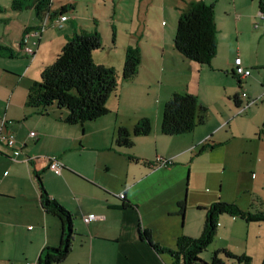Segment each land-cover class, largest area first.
Listing matches in <instances>:
<instances>
[{
    "label": "crops",
    "instance_id": "crops-1",
    "mask_svg": "<svg viewBox=\"0 0 264 264\" xmlns=\"http://www.w3.org/2000/svg\"><path fill=\"white\" fill-rule=\"evenodd\" d=\"M8 1L9 10L13 12L28 10L34 19L33 23H23L17 43L21 41L25 29L27 32L34 29L35 32L28 38V44L35 40V45L39 48L42 40L41 20L32 8L14 10L11 7L12 0ZM71 1L77 3L81 0H68L61 5L73 4ZM189 1L191 0H177L171 5L165 3L163 13L172 16L173 9L178 10V20ZM203 1L213 3L217 26L216 54L208 65H199L186 58L174 48V45L168 46L165 37H162L164 40L162 46L150 44L157 49L156 51L149 47L147 51L142 50L138 38L132 44L139 48L141 55L137 74L129 81L120 82L117 92L107 99L108 112L94 120L82 124H68L63 121L67 113L64 108L59 109L52 104L47 107L46 112H36L26 105L30 84L39 79L43 67L52 61L42 62L39 77L36 76L38 73H35L32 78H27L24 93H18L15 98L12 93L6 103L0 99V125H3L4 132H12L15 136L13 146L0 143V264H35L44 246H56L61 242L62 223L58 217L45 212L42 208L35 172L42 177L49 195L69 209L74 217L73 227L76 234L71 251L58 264H171V257L168 254L167 257H163L165 253H157L140 238L139 227L149 228L152 239L159 245L174 248L179 235L200 234L205 217L202 207L205 205L197 207L202 210L201 215L185 221L183 226L184 213L180 214L178 207H175V203L177 206L182 200L177 185L172 181L170 188L165 189L166 183L162 185L160 179L152 178L156 170L162 168L157 167L155 170L156 167H151L149 162L161 156L171 159L173 164L170 166H172L176 164L178 158L187 155L186 152L191 154L189 158L191 160L193 157L191 148L199 146L194 152L197 156L202 152L226 145L222 155L219 156V153L217 158L226 160L229 149V153L232 151V155H237L236 159H240V162L248 161L250 164L248 168L255 171L264 169V112H258L259 108L264 107V98L261 97L263 92L259 87H264V17L258 9V0ZM218 1L220 3L227 1L230 4L220 5V12L217 14ZM74 9L73 5L71 14L66 12L67 18L61 25L63 33L61 32L59 39L54 42L52 52H55V56L59 52L58 48L61 49L73 32L81 28L96 31L94 27L84 24L85 20L90 19L93 23L96 18L91 15L78 18ZM50 10L51 12L57 10L52 8V0ZM57 17L58 15L49 19L48 25L55 22ZM2 19L0 18L1 21ZM223 28H227L228 31L224 32ZM231 31H234L235 40L230 38ZM246 31L256 40L250 55L243 51L239 39ZM169 32L173 36L172 28ZM8 38H10L9 34L5 37L2 31L0 75L6 72L2 58L19 55V52L7 43L9 40L11 44H16L15 40ZM4 48H8L7 51ZM95 53L93 51L92 56L96 63L120 68L124 62L122 53L117 57L118 62L100 58ZM236 56H240L243 64L250 68L249 76L238 79L233 75V60ZM203 72L204 78L211 81L212 91L209 93L216 97L222 91L221 97L225 100L229 112H207L208 104L200 97V86L194 82V79L202 77ZM138 84L144 85L140 91ZM174 91L192 93L206 106L204 123L191 132L172 135L177 137L171 138L170 142L182 141V147H173L164 152L155 150L153 155L141 149V146L148 148L150 144L142 140V137L147 135L133 137L134 145L138 148L133 153L130 149L115 145L114 136L117 128L122 126L131 131L143 117L151 120L157 142L158 135H164L160 131L163 104ZM242 91L246 92V96H241V103L238 106L233 96ZM124 94L128 97L132 96L134 102L140 95L142 97L154 95V99L150 97L152 103L150 111L149 109L148 112L123 110ZM246 100H255L245 106V115L241 117L245 118V121L248 120V126L246 123L241 128L234 127L232 122L234 118L240 117L241 113L232 111L238 108L240 110V107L246 104ZM259 102L261 103L258 104ZM254 109L256 112H250ZM30 131H34L35 135L30 136ZM236 137L238 140L234 141ZM206 143L214 146L198 153L200 147ZM86 151L97 153L88 164L82 161ZM101 151H108L114 159L100 158ZM128 155L138 158L139 161L128 159ZM50 156H56L64 165L59 175L53 174L48 168ZM133 163H140L142 167L134 170ZM112 168H114L113 172L121 168L122 172L117 175L123 180L118 186H114L109 181L112 175L108 173H111ZM248 168L245 170L248 171ZM249 173L253 176L255 172L249 171ZM145 178H152L149 180L151 185L147 184L144 199H137L134 193L135 187ZM120 193L124 194L123 197L118 196ZM256 198L251 196L233 201L241 208L248 209L251 204L255 205ZM144 200L148 206L142 207ZM88 213L97 214L98 219L84 222L82 216ZM219 226L229 236L228 241H222V244L217 242L215 248L226 247L236 254L250 257L247 263L226 260V264L264 262V222H245L238 217L223 214L219 217ZM244 235H246L245 240ZM252 256H256V260Z\"/></svg>",
    "mask_w": 264,
    "mask_h": 264
},
{
    "label": "trees",
    "instance_id": "trees-1",
    "mask_svg": "<svg viewBox=\"0 0 264 264\" xmlns=\"http://www.w3.org/2000/svg\"><path fill=\"white\" fill-rule=\"evenodd\" d=\"M50 6L51 0H12L11 2L14 10L32 8L41 20V29L48 25L52 17L66 16V12L73 10V4H64L53 12ZM258 9L264 17V0H258ZM44 22L46 25L43 24ZM26 32L27 29L24 34ZM101 45V37L97 31L81 28L73 32L54 60L43 67L39 79L30 84L26 105L36 112H46L47 107L52 104L59 109L64 108L67 113L63 121L68 124H82L106 114L107 99L117 92L121 80L129 81L135 77L141 63V55L136 45H128L119 72L112 65L96 63L93 60V51ZM173 45L183 56L199 65H208L211 62L217 49V26L213 3L191 0L186 4L176 23ZM1 49L3 48L0 46ZM7 49L4 48L6 51ZM9 55L12 56L11 53ZM240 98L241 93L233 96L238 106L241 103ZM249 101L246 100V104ZM205 118L206 106L196 95L186 91H174L164 104L160 131L169 136L191 132L204 123ZM151 131V120L143 117L131 131L119 126L114 136V143L117 147L131 149L134 146V136L148 135ZM213 146L214 144L206 143L200 147L198 153ZM128 159L139 161L131 155H128ZM159 159L161 161L166 158L157 156L154 161L149 162L151 167H159L157 165ZM35 177L42 208L45 212L58 217L63 227L60 244L44 246L35 264H58L71 251L76 234L73 227L74 217L69 210L49 195L38 172H35ZM255 200V205L251 204L248 209L241 208L235 201L221 199L202 207L205 217L200 234L195 237L179 235L174 248L163 247L156 243L149 228L139 227V236L157 253L168 254L171 257V264H226V260L247 263L249 256L236 254L226 247L215 249L209 261L203 260L200 254L213 242L221 215L235 216L245 222H264L263 202L258 198ZM185 205V200L177 203L180 214L184 213Z\"/></svg>",
    "mask_w": 264,
    "mask_h": 264
},
{
    "label": "rangeland",
    "instance_id": "rangeland-1",
    "mask_svg": "<svg viewBox=\"0 0 264 264\" xmlns=\"http://www.w3.org/2000/svg\"><path fill=\"white\" fill-rule=\"evenodd\" d=\"M67 1L68 0H52V8L58 9L62 6V2ZM176 1L177 0H81L77 3L75 1L71 2L75 7L74 12H77L76 15L78 18H82L86 15H91L96 18L93 23L90 19L85 20L84 23L88 24L90 27H94L100 34L102 45L100 48L94 50L96 52L95 54H97L100 58L109 59L110 61L115 60L118 62L117 57L119 56V53L120 56L121 53L124 54L125 47L128 44L132 45L134 40H137L138 38H140L139 44L144 51H147L148 47L154 51L157 50L150 44L159 46L164 45L162 37H165V42L168 43V46L173 45L172 41L175 34L178 10L173 9L174 15L172 16L164 14L163 10L165 3L166 5H171ZM8 4V0H0V18H3L2 21L0 20V35L3 31L5 37H8L9 34L10 38L8 39H14L17 43V40L20 37V28L23 26V23H33L34 19L30 11L24 10L20 12H13L8 9ZM229 4L230 3H227V1H223L222 3L218 1L216 10L217 14L220 12V5L229 6ZM67 13L71 14L70 11ZM62 24H64L63 21H55L41 30L42 36L40 38L42 40L39 48L33 44L34 56H32L33 54L31 55L26 53L23 49L17 50L15 43L11 44L10 41L7 40V43L10 44L9 46L19 52V55L16 54L13 57L6 56L5 58H2L6 65V68H4V71L6 72H4L3 75H0V99L1 101L3 100V103L8 101V96L12 93L15 98L18 93H24L26 91L25 84L28 80L27 78H32L35 73H38L36 76L39 77V69L41 68L43 61H53L55 56V52H52L53 46L54 42L59 39V35L62 32ZM66 25L68 24L66 23ZM30 27H32V25ZM171 28L174 31L173 36H171L169 32ZM223 30L224 32L228 31L227 28H223ZM33 32H35L34 29H31L28 33L32 34ZM230 38L235 40L234 31L230 32ZM239 39L243 51L250 55L254 50L256 42V40H254V36H251V34L246 31ZM59 50L60 48H58L57 51ZM122 66H120V68H116L117 71L120 72ZM201 74L202 77L199 76L198 79H194V82L196 85L200 86V97L208 104L207 112H229L225 100L221 97L222 91L221 94L216 97L214 94H210L209 91H212L210 87L211 81L210 79L204 78V72ZM137 86L139 91L140 88L144 87V85L139 84ZM259 87L261 88V92H263L264 87ZM123 96H125L122 103L123 110H130V112H148V109L150 111V107L152 106L150 97L154 99V95H150V97H142L140 95L139 99H136L134 102L132 96L128 97L127 94H124ZM260 103L261 102L258 104ZM209 106H211V108H209ZM244 106L245 103L242 107ZM242 107H240V110L238 108L232 111H239L241 113L240 117L234 118L232 122L234 127L238 126L241 128L248 122V120L245 121V118H241L242 115H245V107L243 109ZM250 112H256V110L254 109V111L252 110ZM258 112H264V107L259 108ZM241 123L243 124L241 125ZM246 126H248V123ZM158 136L159 137L156 142L152 125V131L150 134L142 137V140L150 144H148V148L146 146H141V149L145 152L147 150L148 153H153L154 155L155 150L158 152H164L168 149H172L173 147H182L183 145L182 141L173 143L170 142L171 138H176L177 136ZM237 140L238 139L236 137L234 141ZM225 146H219L212 151H205L195 156L194 152L199 147L197 146L195 148H191L193 153L191 160H189L191 154L186 152L187 155L178 158L175 162L176 164L167 167L159 166L158 168H162L159 171L156 170L157 167L155 168L156 172L152 178L160 179L162 185H165L166 183L165 189L170 188L171 182L174 181L175 185H177L176 188L181 193L182 200H185L186 205L183 214V226L185 221L187 222L190 219L193 220L194 217L202 214V210L197 208L199 205L207 206L218 199L224 201H233L237 199L240 201L253 196V198H260L264 205V169L261 171L260 169L255 171L248 168L250 166L248 161L240 162V159H236L237 155H232V151L229 153V149H227L228 153L226 160L223 161L217 158L219 153V156L222 155V151ZM137 149L136 145H134L130 149V152L133 153ZM94 156H97L96 152L86 151L82 161L85 164H88ZM99 156H101L100 158L114 159L109 155L108 151H101ZM132 167L134 170H136V168L139 170L142 165L140 163H133ZM246 168L249 170H245ZM113 169L114 168H112L111 173H108L112 175L109 177V181L114 186H118L123 178L119 177L117 173L122 171L121 168H119L118 171L113 172ZM249 171H254V175L252 176ZM150 179H143L142 182L135 187L134 193L137 196V199H144L143 196L147 189V184L149 183L151 185L149 182ZM145 201L146 200L142 202V207L148 206V203ZM175 207H178L176 206V203ZM228 236L229 235L223 231L222 227L219 226L213 242L200 254L201 258L205 261H209L212 252L216 249L215 245L217 242L222 244V241H228ZM245 238L246 235L243 236L244 240ZM163 257H167V254H164ZM255 258L256 256L254 259Z\"/></svg>",
    "mask_w": 264,
    "mask_h": 264
},
{
    "label": "built area",
    "instance_id": "built-area-1",
    "mask_svg": "<svg viewBox=\"0 0 264 264\" xmlns=\"http://www.w3.org/2000/svg\"><path fill=\"white\" fill-rule=\"evenodd\" d=\"M66 18L67 17L65 15H60V17H58L55 21H57V22L64 21V20H66ZM43 24L46 25V22H44ZM30 35H33V34H29L28 32H26L23 35L21 41L19 43H16L15 45H16L17 49H21L22 48L26 53L32 55L34 53L33 44L35 45L36 41L35 40L32 41V43L29 45L28 44V38H29ZM232 72H233L234 76H236L238 78H244V77H247V76H249L251 74L250 68L246 67L243 64L242 59H241L240 56H236L234 58ZM241 96H246V92L242 91L241 92ZM262 96H264V91H263L261 97ZM254 101L255 100H250L247 104H249L251 102H254ZM247 104H245V106ZM29 135L30 136H34L35 132L34 131H30ZM14 142H15L14 134L12 132H9V131L4 132L3 125H0V143H5L8 146H13ZM14 153H16V150L14 151ZM172 162L173 161L171 159H162L161 161L159 159L158 162H157V165L158 166H162V167H167V166H170L172 164ZM63 166L64 165H63L62 161L59 158H57L56 156H50V161H49V164H48V168L53 174L59 175L61 173L62 169H63ZM123 195H124L123 193L118 194L119 197H123ZM82 219H83L84 222L87 223V222H89L91 220L98 219V215L95 214V213H88V214L83 215Z\"/></svg>",
    "mask_w": 264,
    "mask_h": 264
}]
</instances>
